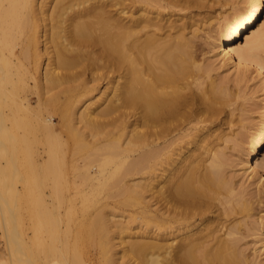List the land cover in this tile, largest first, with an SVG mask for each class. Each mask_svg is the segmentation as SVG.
<instances>
[{
  "label": "bare ground",
  "instance_id": "bare-ground-1",
  "mask_svg": "<svg viewBox=\"0 0 264 264\" xmlns=\"http://www.w3.org/2000/svg\"><path fill=\"white\" fill-rule=\"evenodd\" d=\"M239 1L0 0V264H264V117L225 132L211 74L264 88Z\"/></svg>",
  "mask_w": 264,
  "mask_h": 264
},
{
  "label": "rangeland",
  "instance_id": "rangeland-1",
  "mask_svg": "<svg viewBox=\"0 0 264 264\" xmlns=\"http://www.w3.org/2000/svg\"><path fill=\"white\" fill-rule=\"evenodd\" d=\"M47 1V5L51 9L55 0ZM199 2L203 5L204 9L210 13L212 16L211 20H215L217 18L220 22L227 19L228 16L233 15L235 11L242 9L245 5V2L243 3V1L239 0H199ZM183 13L185 15L187 12L183 11ZM263 25L264 12L254 29L247 31L242 36V39L239 40V42H243L247 34L249 37L254 35L255 32ZM215 26L217 27L218 24H215ZM211 54L212 53L201 56L203 59H205L204 65L208 62L206 58H208V56ZM214 65V71H212L211 74L217 77L218 80H223L225 82L228 93L230 94V99H232L230 107L226 108V112L222 114V116L226 117L228 114L229 118L233 119L229 126L226 125L228 127L225 132L229 133L230 131H233L235 135L238 134L244 138L246 134L253 132L255 125L259 123V121L264 117V88L262 87L261 82L255 77L254 72L247 73L248 76L245 80L237 81L231 74V68L226 69V67H223L219 69V64L216 65L214 63ZM261 154H264V149ZM260 158L261 155L259 159ZM240 168L241 166L239 165L235 169L236 173L238 174L236 180L241 181L245 175L241 176L242 172ZM259 173L263 175V171L261 169L259 170ZM262 209L263 211L261 214H264V205ZM250 239L251 238L249 237L246 239V241ZM2 246L3 240L0 238V249H2ZM252 247L253 245H249L247 252H252ZM261 258L264 259V254Z\"/></svg>",
  "mask_w": 264,
  "mask_h": 264
}]
</instances>
